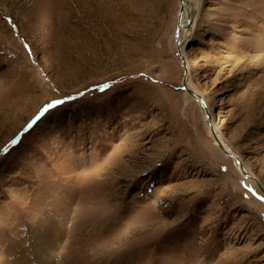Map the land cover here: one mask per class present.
Here are the masks:
<instances>
[{"label": "rangeland", "instance_id": "rangeland-1", "mask_svg": "<svg viewBox=\"0 0 264 264\" xmlns=\"http://www.w3.org/2000/svg\"><path fill=\"white\" fill-rule=\"evenodd\" d=\"M188 5L186 81L179 0H0V263L264 264V0Z\"/></svg>", "mask_w": 264, "mask_h": 264}, {"label": "bare ground", "instance_id": "bare-ground-1", "mask_svg": "<svg viewBox=\"0 0 264 264\" xmlns=\"http://www.w3.org/2000/svg\"><path fill=\"white\" fill-rule=\"evenodd\" d=\"M189 2L190 0H183V11L182 12H180V3H179L177 31L175 34L176 49H177L178 55L183 57V60H184V62L182 61V66L184 69H186V75H185L186 81H187V77L190 72L188 71V67H187L188 65L183 55L185 54L184 50L188 43V39L184 37L187 36L188 33L190 34L191 30L192 29L194 30L195 28V22L193 25L194 17L191 16L190 14L194 10V8L192 7L190 11L188 10ZM186 16H188L189 19L186 18ZM183 90L185 91L184 92L185 103L186 104L189 103L190 98L193 101H195V103L198 104L203 114L205 124L207 125V127L209 125L211 126L210 128H208V131H209L210 136L213 139V144L217 146L219 150H221L219 147L221 145L228 153H230L231 158L234 160V164L236 166L238 174H240L242 178H247L251 180L252 175H250L248 168H246L244 163L241 161L238 153L229 148L226 142L217 134V129L215 128L212 120L210 119L208 120L207 115H210V109L207 105H205L206 104L205 100L199 97V95L196 94L195 92H192L193 95L190 94L188 92L190 90L187 87ZM246 174H248L249 177H246ZM257 182L259 181L257 180ZM256 185L258 186L260 192H264V189L261 183H256ZM40 228L42 230L40 234L36 238L30 239L28 241V244H17L15 242L6 244L5 245L6 247L5 257L2 260L3 262H1L0 264H53V263L54 264H66L63 262V260H60L65 257L64 255H59L58 257H56L54 262L50 259L51 253L54 252V248L51 245L49 246L48 244L53 242L54 241L53 239L57 238L60 235V229L58 225L49 221L44 225L41 223Z\"/></svg>", "mask_w": 264, "mask_h": 264}, {"label": "water", "instance_id": "water-1", "mask_svg": "<svg viewBox=\"0 0 264 264\" xmlns=\"http://www.w3.org/2000/svg\"><path fill=\"white\" fill-rule=\"evenodd\" d=\"M179 3H180V12H182L183 11V0H179ZM178 48V47H177ZM181 57V56H180ZM181 60L184 62V60H183V57H181ZM185 70V75H186V69H184ZM186 88V86H185V80H184V82H183V86H182V89H185ZM190 94H192V92L191 91H188ZM193 95V94H192ZM208 116V120L210 119V116L209 115H207ZM206 116V117H207ZM209 128L211 127L210 125L208 126ZM220 147V149H221V151L225 154V155H228V156H230L231 157V154L230 153H228L221 145L219 146ZM246 177H249V175L248 174H246ZM252 179V178H251ZM262 194L264 195V192H262Z\"/></svg>", "mask_w": 264, "mask_h": 264}, {"label": "snow or ice", "instance_id": "snow-or-ice-1", "mask_svg": "<svg viewBox=\"0 0 264 264\" xmlns=\"http://www.w3.org/2000/svg\"><path fill=\"white\" fill-rule=\"evenodd\" d=\"M105 87H107V86H105ZM101 90H103V89H101ZM62 102H63V101H56V104H60V103H62ZM53 106H54V105H49V107H53ZM41 114H43V113H41ZM30 126H31V125H30ZM12 143L15 144L16 141L13 140Z\"/></svg>", "mask_w": 264, "mask_h": 264}]
</instances>
